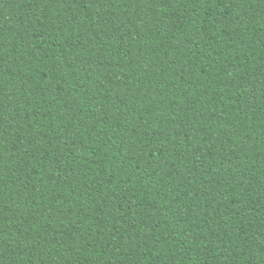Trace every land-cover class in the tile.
<instances>
[{
	"label": "trees",
	"instance_id": "1",
	"mask_svg": "<svg viewBox=\"0 0 264 264\" xmlns=\"http://www.w3.org/2000/svg\"><path fill=\"white\" fill-rule=\"evenodd\" d=\"M0 264H264V0H0Z\"/></svg>",
	"mask_w": 264,
	"mask_h": 264
}]
</instances>
